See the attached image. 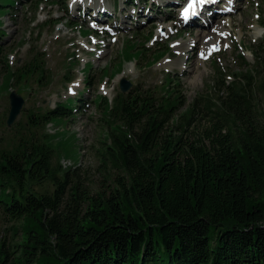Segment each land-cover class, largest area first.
<instances>
[{
  "label": "trees",
  "instance_id": "trees-1",
  "mask_svg": "<svg viewBox=\"0 0 264 264\" xmlns=\"http://www.w3.org/2000/svg\"><path fill=\"white\" fill-rule=\"evenodd\" d=\"M45 54L13 70L4 59L3 73L41 83ZM218 72L213 95L180 114L170 74L160 87L117 89L111 102L98 95L107 123L96 188L54 158L45 129L83 108V93L23 111L0 147V217L12 232L0 264H264V38L251 67L230 81ZM201 118L208 124L191 130Z\"/></svg>",
  "mask_w": 264,
  "mask_h": 264
},
{
  "label": "rangeland",
  "instance_id": "rangeland-1",
  "mask_svg": "<svg viewBox=\"0 0 264 264\" xmlns=\"http://www.w3.org/2000/svg\"><path fill=\"white\" fill-rule=\"evenodd\" d=\"M115 1L91 0V3L95 6L102 3L113 5ZM122 1L120 0V8L124 9V15L131 16V3L123 4ZM162 2L165 3L166 0ZM140 5L144 6V1ZM14 6L0 9V29L5 31L4 35H0V147L15 123L24 119L21 117L23 111L37 104H41L44 109L53 108L55 103L66 102L70 97L76 98L78 92L84 90L83 108L74 109L72 116L49 122L45 129L50 134V144L55 149L54 158L63 167L74 169L78 166V171L86 176L91 188L97 187L102 177L101 171H104L97 148L100 145L99 139L104 137L106 110L103 112L101 106L94 101L97 94L106 95L108 102H111L122 77L132 83L131 87L135 84L147 89L160 87L166 83L165 71H169L172 82L168 95L176 91L181 101L184 100L176 111V114H180L198 95H213L211 88L219 76V70L224 79L230 81L233 79L231 74L251 67L255 63L257 45L264 38V0H238L233 12L217 18L204 29L205 34L220 37L214 33V27L218 24L217 30H221L223 25L226 28L223 33L226 31L227 37L222 39V43L226 41L228 47H222L220 41V51L209 59H204L203 53H199L198 56H204L203 63L196 62V55L204 48L201 49L197 42L194 43L196 38L202 37L198 35L201 31L194 30L195 33H191L187 27L181 28L177 18L170 21L175 9L173 6L156 7L157 11L148 14L161 17L151 19L136 29L119 30L115 41H108L115 30L113 25L118 22L112 16L105 20L110 25L108 29L99 31L100 35L96 37L95 34L89 35L92 30L81 35L80 31L90 26L82 12L71 7V4L66 7L67 14L63 22L54 26L55 20H49L47 24L45 21L52 16L64 15L62 2L43 0L37 5L36 0H17ZM89 12L86 11V14ZM143 18L141 15V19ZM158 23L163 24L158 27ZM127 24L129 22H125L123 26ZM171 24L174 26L171 27ZM163 25H168V29H162ZM156 27L160 33L168 32L166 35L169 36H161ZM255 30L258 31L257 34ZM100 38L103 40H99ZM104 43L107 45L104 46ZM95 46L100 47L96 52ZM37 49L46 52L45 67L48 77H44L41 83L35 80L34 75L22 81L21 77L9 78L10 74L3 73L4 59L8 60L12 70L21 68ZM161 53L164 55L160 56ZM239 53L244 55V60L239 57ZM89 61L92 64L87 68ZM13 90L23 98V104L14 122L7 125L9 93ZM256 97L258 107L264 113V101L260 95ZM194 123L196 125L191 130L196 126L204 127L208 124V119H196ZM9 225L10 222L0 217V240L3 237L6 240L10 238L12 232ZM19 234L20 230H16L14 239L18 240Z\"/></svg>",
  "mask_w": 264,
  "mask_h": 264
},
{
  "label": "water",
  "instance_id": "water-1",
  "mask_svg": "<svg viewBox=\"0 0 264 264\" xmlns=\"http://www.w3.org/2000/svg\"><path fill=\"white\" fill-rule=\"evenodd\" d=\"M130 87V82L122 78L120 81V89L126 91ZM23 104V98L16 92L11 91L9 93V112L6 119L7 125H11L19 114Z\"/></svg>",
  "mask_w": 264,
  "mask_h": 264
},
{
  "label": "bare ground",
  "instance_id": "bare-ground-1",
  "mask_svg": "<svg viewBox=\"0 0 264 264\" xmlns=\"http://www.w3.org/2000/svg\"><path fill=\"white\" fill-rule=\"evenodd\" d=\"M228 4H229V0H224V2H223V5H224V7H228ZM226 15V14H225ZM227 18H229V16L227 17ZM230 19V18H229ZM228 20V19H227ZM226 20V21H227ZM229 24V23H228ZM160 27V26H159ZM162 27V29H168V26L167 25H163V26H161ZM215 28V27H214ZM161 29V28H160ZM204 27L201 29V32L200 33H198V35L199 36H202V37H199V38H196V41L194 42V43H198L199 44V47H201V48H208V47H210V46H215L216 44H219L220 43V41H221V37H214V35H212V34H210V33H204ZM221 30L222 31H224L225 30V28H224V26L223 25H221ZM218 31H220V29L218 30ZM255 32H256V34H257V30H255ZM203 35H202V34ZM179 46V45H178ZM203 57L204 56H202V54H200L199 56H198V58L196 59V62H199V63H203L202 61H203Z\"/></svg>",
  "mask_w": 264,
  "mask_h": 264
},
{
  "label": "snow or ice",
  "instance_id": "snow-or-ice-1",
  "mask_svg": "<svg viewBox=\"0 0 264 264\" xmlns=\"http://www.w3.org/2000/svg\"><path fill=\"white\" fill-rule=\"evenodd\" d=\"M201 2L203 3V2H204V0H201ZM185 11H187V9H186Z\"/></svg>",
  "mask_w": 264,
  "mask_h": 264
}]
</instances>
